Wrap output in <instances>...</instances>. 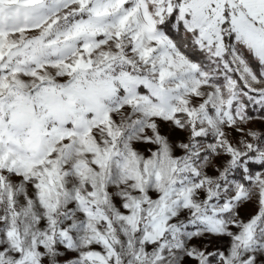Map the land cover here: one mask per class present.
Wrapping results in <instances>:
<instances>
[{"label":"snow or ice","instance_id":"1","mask_svg":"<svg viewBox=\"0 0 264 264\" xmlns=\"http://www.w3.org/2000/svg\"><path fill=\"white\" fill-rule=\"evenodd\" d=\"M0 264H264V0H0Z\"/></svg>","mask_w":264,"mask_h":264}]
</instances>
